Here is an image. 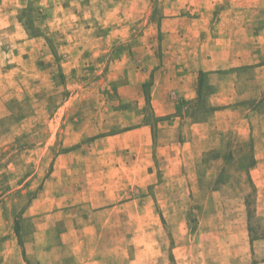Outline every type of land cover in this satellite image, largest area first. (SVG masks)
<instances>
[{
    "label": "rangeland",
    "instance_id": "obj_1",
    "mask_svg": "<svg viewBox=\"0 0 264 264\" xmlns=\"http://www.w3.org/2000/svg\"><path fill=\"white\" fill-rule=\"evenodd\" d=\"M0 264H264V0H0Z\"/></svg>",
    "mask_w": 264,
    "mask_h": 264
},
{
    "label": "crops",
    "instance_id": "obj_2",
    "mask_svg": "<svg viewBox=\"0 0 264 264\" xmlns=\"http://www.w3.org/2000/svg\"><path fill=\"white\" fill-rule=\"evenodd\" d=\"M200 71V70H199ZM198 71V72H199ZM202 72H205V69H201ZM198 72L195 73L194 75V81L192 79V82L189 81L187 83V87L182 89L183 91L182 92H179L178 90V93H175L176 95H178V97L182 98V99H185V100H189V99H193L197 96V91H196V85H197V75H198ZM186 77V75H184ZM180 80H182L180 78ZM190 87V88H189ZM214 95V94H213ZM218 109L214 110L217 111Z\"/></svg>",
    "mask_w": 264,
    "mask_h": 264
},
{
    "label": "trees",
    "instance_id": "obj_3",
    "mask_svg": "<svg viewBox=\"0 0 264 264\" xmlns=\"http://www.w3.org/2000/svg\"><path fill=\"white\" fill-rule=\"evenodd\" d=\"M201 74V73H200Z\"/></svg>",
    "mask_w": 264,
    "mask_h": 264
}]
</instances>
